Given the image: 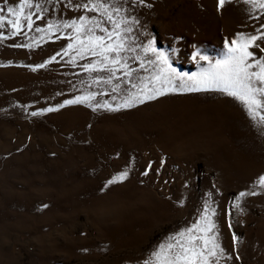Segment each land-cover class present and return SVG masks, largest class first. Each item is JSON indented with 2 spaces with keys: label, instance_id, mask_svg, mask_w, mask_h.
I'll return each instance as SVG.
<instances>
[{
  "label": "rangeland",
  "instance_id": "obj_1",
  "mask_svg": "<svg viewBox=\"0 0 264 264\" xmlns=\"http://www.w3.org/2000/svg\"><path fill=\"white\" fill-rule=\"evenodd\" d=\"M115 2L136 21L124 34L133 51L121 53L132 75L124 83L116 72L118 93L94 83L108 72L84 71L98 57L73 62V50L64 55L74 35L66 22L83 15L111 31L109 21L77 6L87 0H32L24 10L32 28L22 15L15 36L7 13L19 0H0V264H142L195 222L205 200L217 211L219 264H264V189L250 187L264 175V128L253 125L238 101L216 91H173L118 111L57 108L88 91L114 107L135 91L132 83L157 71L155 56L138 47L146 37L178 73L191 74L220 58L225 39L255 34L264 17L250 16L242 0ZM49 24L59 31H47ZM94 34L104 36L99 29ZM256 45L250 51L264 57V38ZM49 107L57 110L42 111ZM120 171L127 178L104 188ZM250 190L257 194L231 207L239 192Z\"/></svg>",
  "mask_w": 264,
  "mask_h": 264
},
{
  "label": "snow or ice",
  "instance_id": "obj_2",
  "mask_svg": "<svg viewBox=\"0 0 264 264\" xmlns=\"http://www.w3.org/2000/svg\"><path fill=\"white\" fill-rule=\"evenodd\" d=\"M225 0H218V6H222ZM130 3L143 5L144 0H130ZM249 9V15L253 13L258 15L253 16L254 19L264 17V0H242ZM33 6L32 0H19L16 9L9 8L8 16L13 19L8 20L10 26V36H15L21 31V16L24 15L25 8ZM85 12H93L104 20L110 22L111 31L106 30L101 26L99 21L87 19L81 15L79 22L73 20L71 23H65V28H72L74 35L70 37L73 43H69L64 50V55L69 54V50L75 52L72 61L75 62L76 57L84 58L86 55L98 57L91 63L85 64V72H100L106 71L109 73L107 79L97 78L95 84L111 85L112 92H119V85L113 84L112 81L117 79L116 72L122 71L126 78L123 82L130 83L128 79L132 73L128 71V65L121 63V53L133 51L127 46L126 37L124 34L132 33L131 24L136 23L134 19H128L122 15V10L116 5L115 0H87V3L79 4ZM150 7V5H148ZM40 8L39 4L35 5ZM43 11V9H42ZM39 19V16L37 17ZM27 20V27L32 28L31 16L24 15ZM5 17L0 15V25L3 24ZM99 29L104 33V36L95 35V30ZM264 22L256 29L255 34L237 33L231 42L227 39L224 41V51L220 58L216 59L206 68L191 74L178 73L169 64V58L158 51L150 37H146L147 42L140 44L139 50L144 54L155 56L153 62L157 71L140 84L132 83L131 87L135 91H129L126 96H123L118 103L113 107L110 104H100L96 102L97 93L93 91L85 92L75 96L72 99H65L57 108H63L68 105H84L95 111L98 108H103L107 111H118L127 109L138 104L144 103L146 100H154L158 96H163L168 92H200V91H216L225 96L231 97L238 101L250 121L254 126L264 128V57L250 51L251 48L259 47L256 41L264 38ZM59 28L54 24H49V32ZM40 31V29H37ZM5 37L0 36V39ZM44 37H41L43 39ZM31 48L32 45H17V47ZM264 52V48L260 49ZM59 55V53H57ZM198 55L197 50H194L190 59L195 61ZM52 60L55 57L51 58ZM143 59V57H141ZM200 60L208 58L200 55ZM49 60L31 67L32 71L37 68H43ZM143 67V64H141ZM104 95L103 92L99 93ZM115 99V97H114ZM57 108H46L43 112L56 111ZM40 112H32V116L40 115ZM145 174H147L145 172ZM128 176L127 171H120L118 174L109 178L104 188L118 182H123ZM251 188L259 187L264 189V175H260ZM103 190V189H102ZM257 192L250 190L247 192H239L231 207L239 208L242 198L247 195H256ZM217 215L215 208H212L208 200L204 201L203 209L200 211L198 218L190 227H185L170 235L165 241L161 242L150 253L142 264H219L221 258L224 257V250L217 242L218 226L214 220ZM231 230V224L229 223ZM237 236H232L233 245L237 242ZM239 260V256L236 257Z\"/></svg>",
  "mask_w": 264,
  "mask_h": 264
}]
</instances>
